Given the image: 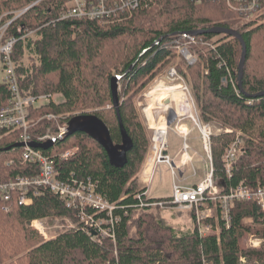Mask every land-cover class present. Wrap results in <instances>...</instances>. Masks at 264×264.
I'll use <instances>...</instances> for the list:
<instances>
[{
    "label": "trees",
    "instance_id": "1",
    "mask_svg": "<svg viewBox=\"0 0 264 264\" xmlns=\"http://www.w3.org/2000/svg\"><path fill=\"white\" fill-rule=\"evenodd\" d=\"M114 2L117 1L105 0L106 6ZM65 4V0H0V26H7L3 39L17 40L11 57L17 65L20 90L32 96L61 99L29 110L30 119H38L33 120L29 135L36 140L47 129L57 134L58 127L72 117L91 110L90 114L107 126L112 142L119 144L121 136L110 92V80L118 76L119 115L132 149L119 169L110 166L104 150L83 133L66 136L53 148L42 150L53 159L61 180L73 177L94 182L96 192L115 204L114 215L120 219L114 225V244L109 240L94 243L80 229L66 231L55 239L31 245L21 259L23 264H240V258H245V264H264V212L255 203L234 204L230 226L224 228L217 223V245L215 235H198L193 219L191 232L178 235L163 223L158 208L137 210L139 200L134 198L147 191L140 186L138 174L148 152L147 133L134 98L175 62L177 42L183 34L193 36L190 51L195 61L185 67L174 64L187 79L202 120L218 121L248 137L243 140V155L232 164L229 176L221 157L235 137L231 134L212 138L218 150L213 174L216 186L223 187L225 193L241 182L249 187L264 185V94L258 95L264 92V44L258 43H264V0H258L255 16L248 21H244L242 12L217 0H202L199 4L192 0H146L138 10L118 12V20L94 21L60 20ZM212 28L234 30L243 40L241 88L237 80L241 43L225 35L203 33ZM30 31L35 32V37L22 41ZM196 32L203 34L194 35ZM25 50L35 54L37 64H21ZM253 51L257 52L254 56ZM163 86L148 93L161 92ZM9 97L8 87L0 83V107ZM48 115L56 119L48 121ZM18 141L17 133L0 132V182L37 174L35 165L22 162L21 148L5 150ZM71 149L76 152L66 161L60 160L59 156ZM17 196L11 194L7 213L2 211L0 197V264H16L15 227L24 231L32 220L49 217L73 219V213L46 190L31 198L28 206L19 205ZM155 200L158 199L151 198L149 202ZM249 234L262 239L263 244L247 248L245 238Z\"/></svg>",
    "mask_w": 264,
    "mask_h": 264
},
{
    "label": "built area",
    "instance_id": "2",
    "mask_svg": "<svg viewBox=\"0 0 264 264\" xmlns=\"http://www.w3.org/2000/svg\"><path fill=\"white\" fill-rule=\"evenodd\" d=\"M66 4L59 15L60 20H118L119 13H131L138 10L146 0H116L112 6H106L105 0H65ZM196 4L202 0H192ZM215 1V0H214ZM224 2L228 8L240 11L244 14V21L252 20L254 13L258 9V0H217ZM7 26H0V70L3 74L1 83L5 84L9 90V100L0 107V132L5 134L17 133L18 143H23L21 148V160L23 163L35 165L38 168L37 174L31 177L18 176L13 180L0 182V197L4 205L2 211L7 213V202L11 199L12 193H17V202L19 205L28 206L32 199L39 197L42 191H48L73 213V224H70L61 231L82 230L92 242L99 243L103 240H109L115 243L114 225L119 222V217L114 215L115 204L108 202L104 196L96 192L95 184L89 179L79 181L70 177V181L61 180L59 172L53 164V159L43 154V151L30 147L32 142L53 143L62 140L67 135V124L58 128L57 134L48 133L32 140L29 135V129L33 120L29 117V110L46 105L53 100V97L40 95L32 96L27 92L21 91L18 85L16 74L17 65L12 61V53L16 39H3V33ZM31 33H26L21 39L25 41ZM177 47V54L183 60L191 65L195 58L190 51V45L193 43V36L183 34ZM167 79L171 80L176 86L175 94L171 93L172 99L169 101V109L173 112V121L167 125L169 114L163 124L151 126L147 120V127L151 131L149 137L148 152L144 160L143 180H149L156 166L165 165L169 168L172 179L170 195L166 202L159 199L151 201L147 191L136 194L134 198L139 200V208L142 209H161L176 210L179 212L190 213L194 220L196 231L200 237L215 235L216 243L219 245V227L217 223L221 222L224 228L231 224V209L235 203L253 202L262 212H264V185L257 184L255 187H249L244 183H239L235 188L224 193L223 187L216 186L214 182V171L216 170L218 158H214L213 151L215 145L212 138L217 136L218 132L234 135V141L227 147L224 155L221 157L222 165L227 176L231 174V166L243 154L244 142L242 132H235L226 126L222 127L216 122H204L201 119L199 107L187 85L185 78L177 71L175 66L168 69ZM165 101V100H164ZM164 104V102H163ZM169 111V112H170ZM48 121L55 117L46 116ZM173 133L182 141L178 154L171 156L168 153V134ZM197 132V140L201 144L203 151V162L206 167L201 181L187 185L184 183L185 172L188 170L195 172L194 156L188 141L193 133ZM75 149L62 153L60 160L66 161L74 153ZM142 180V176H141ZM142 180V181H143ZM142 196L144 198H142ZM6 203V204H5ZM44 219L32 220L30 227L43 237L45 241L55 239L56 236H50L48 227ZM212 221V222H211ZM263 244V240L257 236L250 235L247 241V248L256 249ZM245 258H240L239 263L245 264Z\"/></svg>",
    "mask_w": 264,
    "mask_h": 264
},
{
    "label": "rangeland",
    "instance_id": "3",
    "mask_svg": "<svg viewBox=\"0 0 264 264\" xmlns=\"http://www.w3.org/2000/svg\"><path fill=\"white\" fill-rule=\"evenodd\" d=\"M261 22H264V21H261ZM261 22L258 23L257 25L261 24ZM29 33H31L30 37H35L34 31H30ZM258 43L260 46L264 44L263 40L261 42L258 41ZM253 50H254V48H253ZM256 53L257 52L253 51L252 56L256 55ZM20 61L24 67H28L30 65V63H32V62H34V64H37V59H36L35 54H33L31 52H27V50L24 51V55ZM174 63H176V65L179 64L182 67L188 66V64L183 60V58L179 54H177V58H176L175 62H172L170 65L165 67L156 76V78H154L152 81L148 82L146 84V86L144 87V89L141 90V92H139V94H137L134 98V105H135V108H136L137 113L139 115V118L142 121L143 126L146 130L148 140H149V137L151 135V131L147 127V118H148V120L151 119V121L150 120L149 121L152 124H155V123L159 124V122H161L160 121V119H161V117H160L161 109L160 108L163 105L165 107H168V109L165 111L166 117L168 116V113L170 111L169 105L168 104L165 105V104H163V102H164V100L172 99L171 93L175 94V90L171 89L173 86H170V85H173L174 82H172L171 80H168L167 75H166L168 69L172 66H175ZM252 66H253V63H252ZM2 78H3V74L0 70V83L2 81ZM185 80L187 82V85L190 87L187 79H185ZM160 84L166 86V87L163 86V88H164L163 91L155 93V94L154 93L148 94L149 91H151L153 88H155L156 86H158ZM190 90H191V87H190ZM54 101L59 102V101H61V99L59 96H54ZM104 109L106 110L108 108L105 107ZM104 109L99 108L98 111H102ZM147 109L150 112L148 115L146 114ZM85 113L90 114L91 110H88ZM149 116H150V118H149ZM166 117H165V119H166ZM201 119H202V117H201ZM33 120H38V119L35 118ZM212 122H216L218 125H220L222 127V123H220L218 121H212ZM60 127H62V126H60ZM60 127H58V128H60ZM233 131L235 132V130H233ZM46 133H48L49 135L54 134L53 130H51V129H47ZM221 134L227 135V134H223V132H218L217 136H221ZM197 137H198V133L195 132L192 134V136L190 137V139L188 141L192 151L196 153V155L194 156V163H193L194 168L196 169L195 172H193V171H189V172L186 171L185 172V176L187 177V179H185L184 183L188 184V185H192V184H195L196 182L201 181V179L203 178L204 173L206 171V167H205V164L203 162V159H204L203 151L201 149L200 142L197 140ZM246 139H248V137L245 134H243L242 140L246 141ZM148 145H149V141H148ZM181 145H182L181 139H179L173 133L169 132V134H168V150H167L169 155L175 156L176 154H178V151L180 150ZM54 146H55V143H53L51 148H53ZM217 154H218V150L216 152V146H215L214 151H213V155H214L215 159L217 158ZM143 169H144V166H142V168L138 174L140 179L142 176V180H143V174H144ZM142 182L146 183L144 180ZM151 189H152V195L156 198H160V197L166 198L169 196L170 189H171V177L169 174V168L167 166L159 165V166L155 167L154 173L152 175V187H151ZM153 211H154V209H153ZM136 213H140V211L134 212V214H136ZM159 213H160L159 216L163 219V223L165 225L171 227L176 234L181 235V234H184L187 232H191L193 225L190 223L191 220H189L190 218H188V216L186 214L187 212H179L176 210H168L167 211V210L159 209ZM44 220H45L44 222H45L46 226L49 228L48 233L50 234V236H56L57 234L61 233V231L65 230V228L67 226H69L70 224H73V221H74L72 219V217H61V218L49 217L47 219L44 218ZM60 220H61V222H60ZM62 221H64V223ZM15 228L18 229V231L15 234L16 240L14 242L15 246L17 247V256L13 259V262H16V264H23V261L21 259L25 256L27 251L30 250L31 245L36 244L39 241L44 242L45 240L43 239V237L41 235H39L37 232H35L30 227L29 223L26 224V229L28 231H26V229L24 231H21L22 228L20 226H17ZM24 232L26 233L27 238L25 237ZM34 234L37 236L32 238L31 236H33ZM249 236H250V234L247 235L245 238V246L247 244ZM28 238H31V239L28 240Z\"/></svg>",
    "mask_w": 264,
    "mask_h": 264
},
{
    "label": "water",
    "instance_id": "4",
    "mask_svg": "<svg viewBox=\"0 0 264 264\" xmlns=\"http://www.w3.org/2000/svg\"><path fill=\"white\" fill-rule=\"evenodd\" d=\"M203 33H209L213 35H225L231 38H235L241 43L242 55L237 68L238 87L241 88L243 65L245 60V45L243 43V40L241 39L240 34L234 30H227L224 28H212ZM203 33L196 32L194 33V35H201ZM131 68L132 66H130V68L126 72L130 71ZM118 80H120V77L118 76L113 77L110 80V92L112 97L113 108L115 110L118 121L121 142L119 144H114L111 140L107 126L104 124V122H102V120H100L97 116L93 114H81L72 117L67 122V135H66V136H70L75 133H83L87 135L104 150L109 165L117 169L122 168L126 164L127 154L132 149V141L127 135L119 115L120 102L118 99ZM263 94L264 92L258 95L260 96ZM168 103H169L168 100L164 101L165 105H167ZM173 118H174L173 112L170 111L167 125H169L173 121ZM28 145L36 149L47 151L52 147L53 142L52 141H47L45 143L32 142ZM23 146H24L23 143H16L11 147L6 148L5 150L9 151L12 148H22Z\"/></svg>",
    "mask_w": 264,
    "mask_h": 264
},
{
    "label": "crops",
    "instance_id": "5",
    "mask_svg": "<svg viewBox=\"0 0 264 264\" xmlns=\"http://www.w3.org/2000/svg\"><path fill=\"white\" fill-rule=\"evenodd\" d=\"M216 152H217V147H216ZM196 155V154H195ZM203 157V156H202ZM217 158H218V154H217ZM205 169V168H204ZM204 172V171H203ZM169 174H170V172H169ZM171 177V176H170ZM185 178H186V176H185ZM138 179H139V184H140V186L141 187H145L146 189H147V194H148V196L150 197V198H152V199H159V198H156V197H154L153 195H152V189H151V187H152V177L149 179V180H147V181H145L146 183H143L142 181H141V179H140V177H139V175H138ZM171 183H172V179H171ZM197 183V182H196ZM170 191H171V189H170ZM170 195V194H169ZM161 198V197H160ZM167 198V197H166ZM187 214V216H188V218H190L189 220H191V217H190V213H186ZM190 223L192 224V221H190Z\"/></svg>",
    "mask_w": 264,
    "mask_h": 264
},
{
    "label": "bare ground",
    "instance_id": "6",
    "mask_svg": "<svg viewBox=\"0 0 264 264\" xmlns=\"http://www.w3.org/2000/svg\"><path fill=\"white\" fill-rule=\"evenodd\" d=\"M171 89H173V90L176 91V86H173ZM148 94H149V93H148ZM53 97H54V96H53ZM160 109H161V114H160V117H161L160 121H161V122H159V124H156V123H155L156 125H155V124H152V123L150 122L151 119H149V120H150V121H149L148 118H147V120L149 121V123H150L151 126H153V127H154V126H158V125H160V123L163 124L164 121H165V117H166V114H165L166 112H165V111L168 109V107H165V106L163 105ZM149 113H150V112H149L148 109H147V110H146V114L148 115ZM168 114H169V113H168ZM80 115H81V114H80ZM149 118H150V116H149ZM46 134H47V133H46ZM221 135H222V134H221ZM194 169H195V168H194ZM195 170H196V169H195ZM187 171H188V170H187ZM188 176H189V175H188ZM192 177H193V176H192ZM186 178H187V177H186ZM188 179H189V178H188ZM191 180H192V179H191ZM188 181H189V180H188ZM189 183H190V182H189ZM187 185H188V184H187ZM107 200H108V199H107ZM118 201H119V200H118ZM122 211H123V210H122ZM133 212H134V211H133ZM133 212H132V213H133ZM117 215H118V214H117ZM121 217H122V216H121ZM46 219H47V218H46ZM119 219H120V218H119ZM47 221H48V220H47ZM64 221H65V220H64ZM64 221H62V222L64 223ZM69 221H70V220H69ZM60 222H61V220H60ZM63 225H64V224H63ZM63 229H64V228H63ZM58 231H59V230H58ZM58 231H57V232H58Z\"/></svg>",
    "mask_w": 264,
    "mask_h": 264
}]
</instances>
